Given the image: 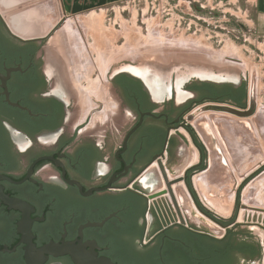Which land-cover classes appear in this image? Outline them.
<instances>
[{
	"label": "flooded vegetation",
	"instance_id": "obj_1",
	"mask_svg": "<svg viewBox=\"0 0 264 264\" xmlns=\"http://www.w3.org/2000/svg\"><path fill=\"white\" fill-rule=\"evenodd\" d=\"M60 27L22 40L0 15V264L259 263L262 245L235 213L205 218L192 184L208 154L187 115L206 103L248 111L247 91L235 102L244 80L169 64L95 79L96 57L77 39L57 43ZM161 169L183 223L168 194L147 199L166 190Z\"/></svg>",
	"mask_w": 264,
	"mask_h": 264
},
{
	"label": "rangeland",
	"instance_id": "obj_2",
	"mask_svg": "<svg viewBox=\"0 0 264 264\" xmlns=\"http://www.w3.org/2000/svg\"><path fill=\"white\" fill-rule=\"evenodd\" d=\"M203 1L122 0L67 11L64 16L59 10V20L76 22L75 36L88 58L96 57V48L108 54L109 75L128 65L164 73L169 64L180 75L204 70L206 74L244 80L246 86L250 65H264V20H252L228 0H210L209 4ZM225 47L231 48L234 55H217ZM93 73L96 79L98 71ZM153 206L157 218L161 213L165 215L163 201L157 200ZM181 209L190 220L199 222L187 202L181 204ZM236 219L240 229L250 232L262 245L260 264H264V169L242 186Z\"/></svg>",
	"mask_w": 264,
	"mask_h": 264
},
{
	"label": "water",
	"instance_id": "obj_3",
	"mask_svg": "<svg viewBox=\"0 0 264 264\" xmlns=\"http://www.w3.org/2000/svg\"><path fill=\"white\" fill-rule=\"evenodd\" d=\"M55 2L64 16L65 11L60 1ZM49 4L54 7V2L49 1ZM51 14L52 27L42 36L30 38H23L14 33L3 17L2 19L9 31L22 40L43 39L64 22L63 18L55 21V9ZM246 91L251 107L248 111L226 104L206 103L194 107L187 115L191 117H188V120L186 118L208 154L207 169L192 178L193 188L205 212L199 208L197 210L213 222L214 219L208 214L224 220L235 213L236 218L239 206V196L236 205V195L239 194L242 184L264 169V65H250V71L246 72ZM161 173L164 176L166 190L159 194H150L147 199L151 201L160 194H168L179 221L183 223L171 188L172 182L167 181L164 170L161 169ZM249 233L243 231V235L257 241Z\"/></svg>",
	"mask_w": 264,
	"mask_h": 264
},
{
	"label": "bare ground",
	"instance_id": "obj_4",
	"mask_svg": "<svg viewBox=\"0 0 264 264\" xmlns=\"http://www.w3.org/2000/svg\"><path fill=\"white\" fill-rule=\"evenodd\" d=\"M49 1L54 2V7L49 4ZM54 9L56 12L55 21H58L60 16L59 12H57L58 6L55 0H0L1 16L4 18L9 28L14 33L18 34L23 38L39 37L44 35L53 25V15L51 13ZM91 18L92 17L89 16V19ZM76 26V22L73 19H66L59 28V31H57L58 34L55 37V41L58 43L67 39L69 40V42H72V45L74 44L77 48H79V45H77L76 42V36L74 32L76 30ZM225 48L226 49L223 48V51L219 52L217 55H234V51L231 48ZM101 51V49H94V52L96 54L95 63L92 65L90 64L92 66V70L97 69L99 74H102L103 70H105L106 68L107 61H109L108 54H106L105 52L103 53ZM87 81L88 85L86 87V91H94L99 84L98 80L92 81L91 79H88ZM195 159L196 155H194L192 161H194Z\"/></svg>",
	"mask_w": 264,
	"mask_h": 264
},
{
	"label": "crops",
	"instance_id": "obj_5",
	"mask_svg": "<svg viewBox=\"0 0 264 264\" xmlns=\"http://www.w3.org/2000/svg\"><path fill=\"white\" fill-rule=\"evenodd\" d=\"M62 5L65 14L73 11H80L92 7L104 6L111 3L119 2L122 0H59ZM206 4L210 3V0H204ZM240 10H243L247 16L252 20H264V0H228ZM223 4V3H220ZM67 9V10H66ZM185 139L189 141V138L185 136ZM184 140V139H183ZM189 149L192 150V144L189 141Z\"/></svg>",
	"mask_w": 264,
	"mask_h": 264
},
{
	"label": "trees",
	"instance_id": "obj_6",
	"mask_svg": "<svg viewBox=\"0 0 264 264\" xmlns=\"http://www.w3.org/2000/svg\"><path fill=\"white\" fill-rule=\"evenodd\" d=\"M242 91H241V93H242V95L240 96L241 98H239L238 100H236L235 102L237 103V105H240V100L241 99H243V97L245 96V94H246V88H245V85H243L242 86V89H241ZM242 186H243V184H242ZM238 196H239V194L237 193V195H236V205H237V203H238Z\"/></svg>",
	"mask_w": 264,
	"mask_h": 264
},
{
	"label": "built area",
	"instance_id": "obj_7",
	"mask_svg": "<svg viewBox=\"0 0 264 264\" xmlns=\"http://www.w3.org/2000/svg\"><path fill=\"white\" fill-rule=\"evenodd\" d=\"M199 7H201L202 8V6L200 5ZM209 14H211V13H209ZM243 15H246V13L244 12V13H242Z\"/></svg>",
	"mask_w": 264,
	"mask_h": 264
}]
</instances>
